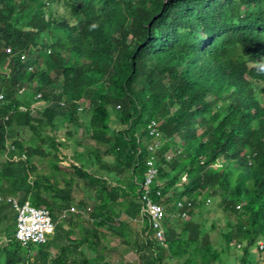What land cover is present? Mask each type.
Segmentation results:
<instances>
[{"label":"trees","instance_id":"16d2710c","mask_svg":"<svg viewBox=\"0 0 264 264\" xmlns=\"http://www.w3.org/2000/svg\"><path fill=\"white\" fill-rule=\"evenodd\" d=\"M0 92V195L71 224L26 247L0 203V264H109V234L135 242L141 264H224L232 249L227 261L264 264V0H0ZM153 156L150 193L182 219L168 217L169 248L141 217Z\"/></svg>","mask_w":264,"mask_h":264},{"label":"built area","instance_id":"2783aa9c","mask_svg":"<svg viewBox=\"0 0 264 264\" xmlns=\"http://www.w3.org/2000/svg\"><path fill=\"white\" fill-rule=\"evenodd\" d=\"M0 102L1 104H6L5 96L3 94L0 95ZM157 174L158 171L156 169L151 170L146 183L143 199L146 205L144 214L150 216L154 230L158 234V241L165 248L169 247L164 222L166 219V213L163 207L155 204L150 198V186L153 184V180ZM0 202H9L15 209L17 213L16 237L24 246L45 245L55 234L57 224L48 209H37L31 206V204L21 205L19 200L15 198H5L3 196L0 198ZM181 206H184L183 203ZM75 209L76 208H73L71 213H76ZM66 213L64 214V217L67 215ZM262 248H264V246H262Z\"/></svg>","mask_w":264,"mask_h":264},{"label":"rangeland","instance_id":"374dc122","mask_svg":"<svg viewBox=\"0 0 264 264\" xmlns=\"http://www.w3.org/2000/svg\"><path fill=\"white\" fill-rule=\"evenodd\" d=\"M61 11L63 12V9H61ZM89 117H91V116L89 115ZM85 136L86 135L83 134V139L86 140L87 146H89V143H88L89 141L87 140V137H85ZM66 138H67V136L65 134H63L60 137V139L63 140V141L67 140ZM68 155H70V152L66 151L64 153V157L69 159ZM3 160H4V158H0V161H3ZM66 165H71V162L67 161ZM90 172L92 174H94V172H99L98 171V167L95 168V165H93V167H91V169H90ZM99 173H100L99 177H101V178L105 177V174H104L105 172L103 173V172L100 171ZM95 201H96L95 194L90 193V192H86V193L80 194V197H79V200H78L79 203L80 202L85 203L88 206H90L91 209H92V206L95 204ZM91 209H89L90 212H91ZM75 210H76V213H78L80 209L76 208ZM113 210L116 211L118 209H113ZM81 213L83 215L85 213L84 216L86 217V219L92 221L90 216H89V214H88V212H86V210H82ZM219 214H220L219 216L218 215H213V216L208 217V221L210 222L209 226H211L213 224V222L221 223L220 225H218L216 231L211 232L212 237H213L214 246L217 247L220 250L224 246V244L221 243L220 236H219L221 229L224 228V225H223V222H222V220L224 221V219H223L224 217L222 216V213H219ZM220 216H222V217L219 218ZM126 220H128V219H126ZM140 221L141 222L137 223L138 224V228H139L138 231H142L143 228H144V226H143L144 225V219H140ZM231 221H233V219ZM116 222L118 223L119 221L117 220ZM58 226L61 227L62 234H66L68 232V228L69 227L67 226L66 222H61V223L58 224ZM72 230L75 232V234H81V232L79 230V226L72 227ZM64 231H65V233H64ZM88 235H92V234H88ZM137 235L138 234H134L132 236V234H131L130 238H133V241H134V240L137 239ZM76 237L79 238L80 236H76ZM130 238H129V240L132 241V239H130ZM112 239H113V237L109 236V237H107L106 240H104L105 241L104 245H105L106 249H108V252H109L110 247H111ZM74 240L78 241L77 239H74ZM92 241H93V238H92ZM1 242L6 243V239L5 238L1 239V236H0V243ZM120 242H121V240H119V242H116V244H117V247H119V249H120V251L122 252L123 255H116L114 253L112 255L110 254L109 255L110 258L107 260V262H110L111 264H126L127 262H129L130 264H132V263L133 264H141V262H142V258H141L142 257V252L140 253L139 252V248L137 249V244L135 242H133L134 243V247H133V243H132V246H130L131 248H129L128 246L125 247V248H122V245L120 244ZM70 243H73V242H70ZM124 250L125 251L127 250V253ZM101 251L105 252V249H103ZM252 252H253V255L255 254L256 256H258V252L256 250H255V253H254V250ZM100 253L102 254V252H100ZM229 253H230L229 254L230 257L237 256V255L242 256V252H238L235 249H232V251L229 252ZM87 256H88V258H90L88 253H87ZM229 256H228V254H226V256H224V258H223V260L225 261L224 264H234L233 262L227 261V260H229ZM82 264H84V263H82ZM102 264H104V263H102Z\"/></svg>","mask_w":264,"mask_h":264},{"label":"clouds","instance_id":"9594fccd","mask_svg":"<svg viewBox=\"0 0 264 264\" xmlns=\"http://www.w3.org/2000/svg\"><path fill=\"white\" fill-rule=\"evenodd\" d=\"M62 9V8H61ZM22 92V91H21ZM1 94H3L4 96H5V94L3 93V92H0V95ZM38 99H40L41 97H42V95L41 94H39L38 96ZM5 100H6V96H5ZM40 102V100L38 101V102H36L33 106H32V110L34 111V113L36 114V112H38V111H40V109H41V102ZM6 103H7V100H6ZM0 106H1V102H0ZM41 106V107H40ZM21 109L22 110H26V108L24 107V106H21ZM37 115V114H36ZM160 125H159V123H157V122H153L152 123V125L150 126V135L151 136H153V137H156V138H160L161 136H163V134H162V132L160 131ZM162 147H163V143H161L160 144V142L158 141V142H156L155 144H153L152 146H150L149 147V149H150V151L152 152V153H155V152H158V151H160L161 149H162ZM181 152V151H180ZM171 156L172 155H168L167 156V158L168 159H171ZM159 164V165H158ZM149 165H150V168H149V171L146 173V182H145V184H144V186H142V192H141V195H140V198H139V203L141 204V206H142V216L141 217H143V218H145V219H148V220H150L151 221V218H150V216L149 215H147V214H144V209H145V207H146V205H145V203H144V195H145V188H146V183H147V180H148V177H149V174H150V171L151 170H153V169H156L157 171H158V174H159V172H160V169L163 167V165L161 166V163H159L158 162V159H156V157L155 156H153L152 158H151V161L149 162ZM67 166H69V165H67ZM157 174V175H158ZM155 179V178H154ZM159 195H160V193H159ZM2 196L3 197H5V198H13V197H8V196H4V195H0V198H2ZM150 198L153 200V202L155 203V204H157V205H159L160 207H163L164 208V211H165V213H166V219H165V227H166V230L168 229V227H167V222H168V219L169 218H171V217H173V222H174V224L176 225H178V223L180 222V220H182L181 219V214L179 213V214H175V215H172V214H170L169 213V210H168V208L163 204V205H161V204H159V203H157L156 201H155V198L153 197V195L151 194L150 195ZM1 204H2V202H0ZM181 204H182V202H180V206H181ZM184 205V204H183ZM179 212H180V210H179ZM66 213V212H65ZM64 213V214H65ZM81 213V211H79L78 213H72V214H80ZM64 214H63V218H64ZM67 215H70L71 213H69V212H67L66 213ZM67 215L65 216V218H67ZM184 216H187L186 214L184 215ZM169 217V218H168ZM124 219H126V218H124ZM138 222H141L140 220H136V223H138ZM151 223H152V221H151ZM118 224V223H117ZM153 224V223H152ZM156 232V231H155ZM156 234H157V232H156ZM166 236H167V234H166ZM167 241H168V239H167ZM157 243H159L161 246H162V244L158 241V234H157ZM262 246H264V245H261V249L263 250L264 248H262ZM167 248H169V247H167ZM239 248H241V246L239 247Z\"/></svg>","mask_w":264,"mask_h":264},{"label":"crops","instance_id":"0c3cea01","mask_svg":"<svg viewBox=\"0 0 264 264\" xmlns=\"http://www.w3.org/2000/svg\"><path fill=\"white\" fill-rule=\"evenodd\" d=\"M71 225V224H70ZM69 224H67V226L69 227L68 228V231L70 230V226ZM62 235H64V236H62ZM61 236H62V238L64 239V238H66V234H62ZM75 235H78V236H83V234H75ZM113 237V239H112V241H111V247H110V250H109V252H108V249H106V247H105V241L104 240H106L107 239V237ZM115 237L112 235V234H109V235H107L106 237H102L101 238V241H100V244H102L103 246H104V249H105V252H103V251H100V252H102V255H104V256H106L107 257V260L110 258L109 257V255L111 254H116V255H123L122 254V252L120 251V249H119V247H117V244H116V242H119V240H116V239H114ZM57 241V235L56 234H54L52 237H51V239L49 240V242H48V244L50 243V242H54V241ZM61 242H63V240L61 241ZM64 243H65V241H64ZM120 244L122 245V248H125V247H129V248H131L128 244H123L122 242H120ZM114 248H116V249H114ZM125 251V250H124ZM126 253H127V250L125 251ZM51 253L53 254V256H57V255H60L61 254V251L60 250H57V249H54V248H52V250H51ZM85 253V252H84ZM106 260V261H107ZM107 263H109V264H111L110 262H107ZM126 263V262H125ZM126 264H130L129 262H127Z\"/></svg>","mask_w":264,"mask_h":264},{"label":"bare ground","instance_id":"6f19581e","mask_svg":"<svg viewBox=\"0 0 264 264\" xmlns=\"http://www.w3.org/2000/svg\"><path fill=\"white\" fill-rule=\"evenodd\" d=\"M103 167H104V166H103ZM104 168H105V167H104ZM104 171H105V170H104ZM107 172H108V171H107ZM109 173H110V172H109ZM115 174H116V173H115ZM115 174H114V175H115ZM113 177H114V176H113Z\"/></svg>","mask_w":264,"mask_h":264}]
</instances>
